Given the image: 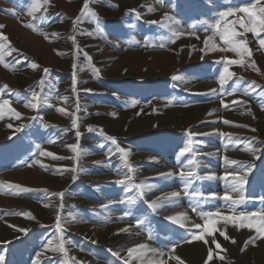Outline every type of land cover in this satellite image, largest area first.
Wrapping results in <instances>:
<instances>
[{"label":"rangeland","instance_id":"obj_1","mask_svg":"<svg viewBox=\"0 0 264 264\" xmlns=\"http://www.w3.org/2000/svg\"><path fill=\"white\" fill-rule=\"evenodd\" d=\"M34 2L0 0V25L5 26L0 30V46L5 43L2 37L8 38L7 48H0L3 60L0 62V92L21 114L17 119L5 108L0 116V196L5 198V203L0 204V256L4 257L0 264H56L64 258L63 252H53L48 243L56 233L57 212H60L66 227L62 235L67 241L64 247L69 264L71 258L83 264H122L121 260L112 258L108 250L127 256L125 249L140 243L146 245V249L134 252L130 264H141L136 256H141L143 264H149L147 256L152 254L148 249L166 253L163 259L167 264H177L169 258L170 249L177 245L176 254L185 264H193L192 255L186 253L185 246L195 241L185 243L184 240L186 228H191L192 220L198 218L197 223L203 224V220L192 211L197 199L202 201L197 206L198 212L219 211L221 217L238 215L240 211L255 213L251 223L259 225V217L264 215V95L259 94L260 86H264V46L259 45V38L253 33L245 34L253 52L251 58L245 56V63L255 60V67L250 64L246 68L231 65L229 70L242 76L244 82L239 83L240 91L234 95L219 93V76L225 59H239L232 51L220 50L225 45L219 30L231 28L233 22L244 14L234 13L222 19L218 14L230 7H244L249 0H89V7L97 14L96 20L103 31L88 18L73 27L83 0H48L47 19L43 22L29 15ZM261 3L264 4V0ZM43 15V8L34 13L36 17ZM217 19L220 20L219 30L213 27ZM29 23L38 30L24 26ZM236 30L243 32L239 26ZM72 35L77 37L79 55L69 39ZM260 38H264V33ZM84 53L91 59H87ZM31 63H36L37 69H32ZM5 64L9 66L6 68ZM73 64L76 68L72 67ZM43 68L50 70L47 76H44ZM73 73L77 80L75 86L72 85ZM174 76L179 79H173ZM42 77L44 85L41 89L39 81ZM253 80L256 81V89L250 90L247 96L243 95L246 82ZM3 85L8 89L5 90ZM233 86L232 81L225 85L226 89ZM211 89H217V92L211 93ZM32 90L41 92V97L47 101L38 110L24 106L23 98L30 96ZM16 93L21 100L19 103ZM77 95L80 111L76 116L82 133L79 140L74 135L76 129L71 127L72 117L58 111L64 108L69 113L74 112ZM64 96L68 97L67 101L62 99ZM222 99L230 105L228 109L221 105ZM233 100L247 103L232 105ZM224 119L234 123L226 125ZM147 120H151L150 125L142 128ZM88 125L92 126V132L87 130ZM122 127H131L135 133H122ZM65 128L69 131H63ZM251 128L257 131L253 132ZM189 130L209 133L192 138L198 152L195 171L202 177L214 174L215 179L194 181L189 195H185L184 182L175 174L191 156L178 155L187 143ZM219 131L230 133L231 138L215 134ZM50 133L56 137L50 139ZM107 135L116 137L120 146L130 153L128 162L134 171L129 172L118 152L108 159L116 148L106 140ZM77 142L82 150L79 160L82 171L73 182V173L67 169L76 163L70 159L75 154L67 145ZM249 145L258 150L255 155L245 151ZM48 151L66 159L54 160L42 154ZM224 155L238 163L225 165ZM248 165H251L250 169ZM98 166L109 171L96 169ZM232 168H243L241 174L247 181L243 185L244 201L233 206L220 198L209 199L213 193L217 197L223 196L230 181L221 177ZM12 171L28 173L32 182L24 184L9 179ZM169 172L174 175H159ZM125 173L130 178L126 186L114 183L126 179ZM103 175H106L105 179L100 178ZM141 183L152 186L143 195L135 187ZM8 184H20L30 191L16 195L12 189L3 187ZM64 190L67 191L62 199L63 208H60L61 199L48 194ZM172 191H179L180 197L156 209L149 207L151 201ZM196 192L201 196L197 197ZM232 196L238 199L236 193ZM166 204H173L171 210L175 206H183L188 211L186 213L191 220L186 222V227L166 219L177 213L166 211ZM25 212L36 219L15 214ZM230 222L237 235H228L236 240V244L225 241L217 231L216 239L221 242V249L217 250L211 239L206 237L208 246L214 249L213 261L217 264L224 261L219 259L222 253L242 251L244 242L250 236L258 235L255 229L243 228L249 232L253 230V234L239 241L243 230L237 231L235 227L239 220ZM217 223L216 228L220 229ZM126 226H132L130 233L116 234ZM195 231L201 234L199 230ZM45 234L47 237L42 239ZM113 238L115 242L118 239L117 245L108 244ZM56 244L53 241L52 246ZM249 246L250 253L257 252L260 258L264 257V239H258ZM236 261L240 264L242 257H237Z\"/></svg>","mask_w":264,"mask_h":264},{"label":"snow or ice","instance_id":"obj_2","mask_svg":"<svg viewBox=\"0 0 264 264\" xmlns=\"http://www.w3.org/2000/svg\"><path fill=\"white\" fill-rule=\"evenodd\" d=\"M49 6L48 0H35L34 4L32 5V9L29 12V15H32L34 19H40L41 22L47 19V8ZM43 8L45 10V15L41 17H36L34 16V13L39 12ZM151 10V9H150ZM234 13H243L244 15L238 17L232 24L231 28H224L223 30L220 29V20L217 19L216 23L213 27L217 28L219 30V36L220 39L223 41L225 47L220 49L221 51H232L236 53L239 56V59H225L223 63V72L219 76V93H227V95H234L237 91H240L238 85L239 83L244 82V78L242 76H237V74L233 71H230V66L231 65H239L242 68H246L249 66V64L253 67H255V60H250L249 64L245 63V56L251 58L253 56L252 50L248 46V41L246 39L245 34L246 33H253L255 37L259 38L258 43L260 46H264V38L261 37V33H264V4L261 3V0H255V2H252V0H249V3L244 6H236V7H230L227 11H224L222 13H219L218 16L220 19L223 17H227L229 15H232ZM137 16L139 17V13H137ZM97 14L93 12L90 7H89V0H83V4L80 10V13L78 16L75 18L73 21V27L76 26L77 22H83L86 18L90 19L91 22H96L97 23V28L100 31H103V29L100 27L96 20ZM150 23H158L157 21H151ZM25 27L31 29V30H38L35 25L29 23L25 24ZM237 26L239 28L243 29V32H238L236 30ZM5 26L0 25V30H2ZM43 34V33H41ZM53 35H58V33H53ZM47 35H45V39H47ZM3 41L5 42L4 45L0 46V48H7V41L8 38L7 36L2 37ZM69 39L72 41V43L76 46L77 49V55L80 54L79 52V45L77 43V37L75 35H72L69 37ZM173 43L175 42L174 40L172 41ZM59 52V50H56ZM10 54V53H9ZM84 55L87 57V59H91L90 56L87 55V53H84ZM0 62H3L2 57H0ZM6 68L9 66L8 64L4 65ZM30 67L32 69H37V64L36 63H31ZM73 68H76V65H72ZM256 71H259L258 68L255 69ZM48 68H43L42 72L44 76H47L49 73ZM98 71V69L96 70ZM235 78V79H234ZM173 79H179V77L174 76ZM233 82V87L226 89L225 85L229 84V82ZM77 83L75 73L72 75V85L75 86ZM247 87H245L242 90L243 95L247 96L250 94V90H255L257 87L256 81H250L246 82ZM39 85L41 89L43 88L44 85V79L43 77L39 81ZM5 90L8 89L7 85L2 86ZM261 91L259 92L260 95H264V86H260ZM73 91H75V87H73ZM90 91V90H86ZM211 93H216L217 89H211ZM18 99L17 102H21L19 94L16 93ZM4 93L0 92V116L3 115L4 109L7 108V111L9 113L14 114L15 118L20 119L21 114L12 106V101L10 99H5L3 98ZM64 101L68 100L67 96H64L62 98ZM24 106L29 107L34 110H38V108L42 105L45 104L47 101L41 97V92H37L35 90H32L30 92V96L24 97L23 98ZM232 105H236L237 103H247V101H237L233 100ZM221 105L225 108L228 109L230 107L229 104L224 103L223 99L221 100ZM58 111L64 113L65 115H69L72 117L71 120V127L73 129H76L74 135L79 140V138L82 136V133L79 131L80 125L77 123L78 117L76 116V113L80 111V103L77 98L75 100V111L69 113L66 109L64 108H59ZM112 115L115 116V113ZM36 117H33L35 119ZM223 123L226 125H232L234 122L224 119ZM47 126V125H46ZM243 127H250L248 125H242ZM9 128L12 127L11 124L8 125ZM87 130L89 132L93 131V128L91 125L87 126ZM63 131L67 132L69 129L65 128ZM251 131L255 132L257 129L251 128ZM215 134L222 135L227 138H231V134L227 132H217ZM103 135V133H102ZM199 135H209V133H195L192 131L187 132L188 140L186 145L179 151L178 155L180 157H184L186 154H191L190 158L187 159V162L181 165V170L179 173H176L175 175H179V177L183 180L184 182V188L183 192L185 195H189V188L192 185V183L196 180H203V179H212L215 178L214 174L208 177H202L198 175L195 171V168L198 166V161L195 160L196 155L198 154L197 150L194 149V142H193V137L199 136ZM106 140L110 141L113 145H115L116 151L115 152H110L108 159H111V156L116 155V153L121 154V160L124 163V166L129 169V172L134 171L133 166L128 162V157L130 153L124 149L123 147L120 146V144L117 141V138L111 135L106 136ZM101 147L103 145H100ZM74 153L75 155L70 157V159L76 161V163L67 171H70L73 173L71 176V180L75 182V180L78 178V173L79 171H82V168L79 166V160L82 155V150L80 148L79 143H73L70 145H67ZM227 147V146H226ZM245 151L251 152L253 155L256 154L258 151L256 148L249 147L245 148ZM43 155H46L48 157H51L54 160H62L66 159V157H61L58 156L57 154H53L52 152H43ZM83 155H87V153H83ZM223 161L225 165H236L238 163L237 160L235 159H230L227 155L223 156ZM39 163V161H37ZM100 163V162H96ZM43 167V165H41ZM185 168H191V170L185 171ZM248 168H251V165H248ZM57 171H62L60 169H57ZM243 173V168L241 169H235L232 168L230 170H226L221 177L225 181H230L229 187L226 189L225 193L223 194L222 197H217L216 194H210L209 199L211 198H220L223 199L226 204L231 203V205L236 206L239 205L241 202L244 201V192H243V185L247 183V181L244 178V175L241 174ZM161 177H167V176H172L174 173L169 172V173H161L159 174ZM126 179H119L114 181V183L121 185V186H126L127 182H130V178H128V173H125ZM3 187L12 189L14 191V194L19 195L21 193H25L30 191L27 187H22L20 185H14V184H8ZM143 195V192L146 189H150L152 186L148 185L147 183H141L139 185L135 186ZM67 190L60 191L58 193H49V196H55L59 197L61 199V203L59 205L60 208H63V203L62 199L65 196ZM232 193H236L238 195V199H233ZM181 193L179 191H172L171 193L164 194L161 197H157L156 200H153L149 203V207L152 209H156L160 206H162L164 203H171L173 202V198H179ZM195 195L197 197H200L201 194L199 192H196ZM122 203L125 201H121ZM202 201L200 199H197L195 202V206H192V211L196 213L202 220L203 224L201 223H193L191 228H186L187 235L185 237L184 242L185 243H190L192 241H200L203 242L206 246L209 245V239H211L212 244L215 246V249L220 250L221 249V244L217 241L215 233L219 231L220 236L223 237L225 241H231V243L236 244V240L234 238H231L225 231H222L220 229L216 228V223L219 219H223L224 221V226L226 227L229 221H236L239 220V224L235 225L237 231L243 228H248V229H255L256 233L258 234L257 236H250L248 240L244 242V247L241 249L242 251L245 250L249 244H255L256 240L258 239H264V215H260L259 220L260 223L259 225H254L251 223V220L256 217L255 213H248L245 214L243 211H240L238 215H228V216H223L221 217V214L219 211L214 212H205V211H197V206L201 203ZM47 207L48 205H44ZM17 215H25L28 216L31 219H36L34 216L31 215L29 212L25 213H15ZM167 220L178 224L180 227H186V222L189 221L191 218L187 215L186 212H178L175 213L172 216L166 217ZM142 223V221L140 222ZM56 233L53 236V239L50 240L49 247L53 252H63L65 254V257L62 258L61 260L57 261L56 264H69V259L67 258V250L64 247V244L67 243V241L64 240L63 233L66 231L65 224L62 223V218L60 212H57L55 215V225ZM132 226H126L123 228H120L117 231V235L121 233H130ZM19 231H26L25 229H18ZM195 230H199L201 234H197ZM53 241H56L57 244L55 247H53ZM95 242V241H94ZM177 245L176 247H178ZM176 247H173L170 249L171 256L169 257L171 260H175L177 264H185V262L181 259L179 255L176 254ZM146 249V245L140 243V244H135L133 246L127 247L125 251L127 252V256H121V253L119 251H114L112 249H109L110 256L112 258H115L117 260H121L122 264H130V261L133 259V253L137 251H143ZM149 254L155 255L157 258L154 260H151L149 264H167V261L163 259V257L166 255V253L162 251H158L156 249H148ZM214 258V249L211 246H208L206 248V259L204 264H208L209 261H213ZM39 259V258H38ZM51 259V258H49ZM136 260H140L141 264H143L141 256H136ZM219 259L223 261L225 257L223 255L219 256ZM4 260L3 256H0V262ZM71 264H83L82 261H77L75 258H71ZM111 264V262H110Z\"/></svg>","mask_w":264,"mask_h":264},{"label":"bare ground","instance_id":"obj_3","mask_svg":"<svg viewBox=\"0 0 264 264\" xmlns=\"http://www.w3.org/2000/svg\"><path fill=\"white\" fill-rule=\"evenodd\" d=\"M15 24V23H14ZM40 43V42H39ZM39 43H37V44H39ZM41 47H44V48H47L45 45H43V44H41ZM41 49H43V48H41ZM231 52V51H230ZM224 53V52H223ZM226 53V52H225ZM228 54V53H227ZM233 54V53H232ZM229 55V54H228ZM234 55H235V53H234ZM220 56V55H219ZM237 56V55H236ZM165 57H166V55H165ZM171 59V58H170ZM59 60V59H58ZM61 62V61H60ZM122 63V62H121ZM1 73V72H0ZM6 73V72H5ZM6 74H4L3 76H5ZM8 75V74H7ZM5 78V77H4ZM189 80H191L192 79V77H187ZM138 79V78H137ZM8 80V79H7ZM193 82V81H192ZM113 93H114V91H112ZM167 116V115H166ZM185 116V115H184ZM189 116V115H188ZM182 117V116H181ZM193 117V116H192ZM164 118V117H163ZM185 118V117H184ZM196 118V117H195ZM174 119V118H173ZM182 119V118H181ZM1 120V119H0ZM141 120V119H140ZM180 120V119H179ZM191 120V119H190ZM195 120V119H194ZM199 120V119H198ZM150 121L151 120H147L146 121V123L145 124H142V128H145V127H147L148 125H150ZM170 121V120H169ZM174 121H175V119H174ZM182 121V120H181ZM188 121V120H187ZM112 122V121H111ZM119 122V121H118ZM167 122V121H166ZM172 122V121H171ZM188 122H190V121H188ZM194 122V121H193ZM153 123V122H152ZM179 123H180V121L178 122V125H179ZM1 124H2V122H1ZM188 124V123H187ZM110 125V124H109ZM112 127V126H111ZM116 127V126H115ZM1 129H2V127H1ZM4 129V128H3ZM128 130V131H127ZM133 128H131V127H127V128H125V127H122V129H121V131H122V133H123V131H125V134H128V135H131V134H134L135 132H133ZM142 130V129H141ZM220 130V129H219ZM220 132V131H219ZM7 133V132H6ZM60 136V135H59ZM213 136V135H212ZM7 137V136H6ZM56 137V135L54 134V133H50V139H53V138H55ZM221 137H222V135H221ZM214 138V137H213ZM217 138V137H216ZM260 138V137H259ZM88 140V139H87ZM214 140V139H213ZM260 140V139H259ZM89 141V140H88ZM91 141V140H90ZM216 141V140H215ZM214 141V142H215ZM87 143V142H86ZM241 147V146H240ZM219 148V147H218ZM254 148H256V147H254ZM241 149V148H240ZM212 150V149H211ZM227 150V149H226ZM219 153V152H218ZM228 153V152H227ZM246 153V152H245ZM249 154V153H248ZM246 155V154H245ZM211 156H213V155H211ZM214 156H217V155H214ZM218 156H219V154H218ZM239 156V155H238ZM148 157V156H147ZM150 157H152V156H150ZM230 157V156H229ZM246 157V156H245ZM143 158V157H142ZM243 158V157H242ZM95 159V158H94ZM248 160V159H247ZM140 161V160H139ZM162 162V161H161ZM101 163V162H100ZM90 164V163H89ZM137 164V163H136ZM153 164H154V162H153ZM91 165H92V163H91ZM99 165V164H98ZM114 165V164H113ZM121 165V164H120ZM243 165V164H242ZM105 166H106V164H105ZM118 166V165H117ZM143 167H144V165H142ZM113 167V166H112ZM111 167V168H112ZM116 167V166H115ZM100 169V168H102V169H105L104 168V166H98V167H96V169ZM145 168V167H144ZM148 168V167H147ZM168 168V167H167ZM210 168H212V166L210 165ZM110 169V168H109ZM149 169V168H148ZM147 169V170H148ZM31 170V169H30ZM106 171H109L107 168L105 169ZM137 170V169H136ZM160 170V169H159ZM218 170V169H217ZM113 171V170H112ZM221 171V170H220ZM14 171H12V174H9L8 175V177H9V179H11V180H13V181H16V182H19V183H24V184H30L31 182H32V180H31V178H30V175L28 174V173H26V172H14ZM137 172V171H136ZM141 172V171H140ZM212 172H213V170H212ZM219 172V171H218ZM222 172V171H221ZM116 173V172H115ZM143 173V172H142ZM141 173V174H142ZM145 173H147L146 171H145ZM105 174V173H104ZM109 174V173H108ZM106 175H103V176H101L100 178H103V179H105L106 177H105ZM97 177V176H96ZM92 178V177H91ZM8 179V180H9ZM95 179V178H94ZM113 179V178H112ZM215 179V178H214ZM100 180V179H99ZM94 181V180H93ZM7 182V181H6ZM11 182V181H10ZM213 182H215V181H213ZM14 183V182H13ZM170 183V182H169ZM92 184V183H91ZM20 185V184H19ZM28 186V185H27ZM47 186H49V185H47ZM51 186V185H50ZM92 187H94V186H92ZM96 187V186H95ZM99 190V189H98ZM96 188H95V191L96 192H98L99 193V191H98ZM112 190H114V188L112 189ZM102 197H103V195H102ZM107 198V197H106ZM4 200H5V198L3 197V196H0V204L1 203H3L4 202ZM73 202V201H72ZM5 203V202H4ZM60 204V203H59ZM70 204H71V202H70ZM106 204V203H105ZM183 206H175V209H173V210H171L170 208H173V204H166L165 205V210L166 211H168V212H170V213H174V212H188L187 210H185L184 208H182ZM171 210V211H170ZM39 212V211H38ZM164 213V212H163ZM189 215V214H188ZM191 220V219H190ZM199 220H198V218H195L194 220H192V223H197ZM218 226L220 227V229L222 230V231H225L227 234H234L235 236L237 235V232L234 230V225L229 221L228 222V224H227V226L225 227L224 226V221L223 220H221V221H218ZM35 226V225H34ZM111 228H113V227H111ZM106 230H108V228H106ZM253 231V230H252ZM252 231H248V229H243L242 230V232H241V234H239V236H240V239H239V241H243V239H245L246 237H249L250 235H252L253 234V232ZM108 233V232H107ZM111 234V233H110ZM109 235V234H108ZM105 236V235H104ZM47 237V235L45 234V235H43L42 236V239H44V238H46ZM110 237V236H109ZM120 238V237H119ZM47 240V239H46ZM110 241V240H109ZM116 241V239H112V241L110 242V243H108V244H112V245H117V242H119L118 241V239H117V242H115ZM220 244H221V242H220ZM117 247V246H116ZM186 247V253H188V252H190V256L192 257L191 259H192V261H193V264H204V262L205 261H203L204 259H205V257H206V248L208 247V246H206V245H204V243H202V242H198V241H195V242H192L191 244H189V245H187V246H185ZM250 246H248L247 248H246V250H244V251H240V250H233L232 252H227V251H225L224 253H222L223 254V256L225 257V259H224V261L222 262V263H220V264H238L237 263V261H236V259H237V257H242V262L240 263V264H264V257L263 258H260L259 256V253H257V252H252V253H250V251H249V248ZM242 252V253H241ZM252 256H254V257H252ZM252 257V258H251ZM147 258L149 259V261H151V260H154V259H156L157 257L155 256V255H149V256H147ZM145 262H147V261H145ZM254 262V263H253ZM208 264H217L216 263V261H213V262H208Z\"/></svg>","mask_w":264,"mask_h":264}]
</instances>
